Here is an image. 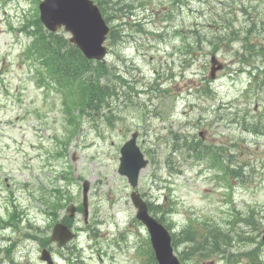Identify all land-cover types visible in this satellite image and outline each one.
Segmentation results:
<instances>
[{
    "label": "rangeland",
    "instance_id": "374dc122",
    "mask_svg": "<svg viewBox=\"0 0 264 264\" xmlns=\"http://www.w3.org/2000/svg\"><path fill=\"white\" fill-rule=\"evenodd\" d=\"M39 1L0 0V218L7 219L15 210L19 213L12 228L0 232V264H43L41 240L51 230L41 197L60 186L65 191L64 205L79 207L83 179L91 182L90 223H98L102 233L98 241L113 252L107 243L116 238L118 217L124 225L136 216L131 187L118 173L119 159L114 154L136 127L141 129L139 145L149 151L150 161L141 173L139 190L154 205L155 215L171 224L173 232L188 229L193 219L215 223L223 235L233 237L235 245L241 228L247 237L256 238L240 242L238 246L245 248L241 251L263 248L258 255L264 256V130L257 125H264L260 74L264 0H102L106 21L112 32L120 34L107 44L119 49L107 59L112 67L110 78L101 82L110 95L113 90L121 95L110 102L112 114L103 110L114 117L115 127L101 116L82 117L81 131L68 140L65 150L56 142L67 139L73 126L61 112L58 94L53 92L56 97L46 99L37 81L38 66L26 63L23 55L33 38L19 29L37 15ZM171 9L172 14L168 13ZM139 21L160 39L141 32L134 35L129 25ZM58 33L47 36L70 37L63 30ZM187 45L193 52H187ZM213 54L224 65L215 79L210 77ZM36 110L48 119V128L41 125ZM98 125L104 132L97 131ZM99 135L116 147L108 139L103 149L91 146L94 140L102 141ZM196 144L202 160L189 149ZM56 151H63L66 158L54 159ZM224 160L228 161L227 174L234 173L236 178H224L219 165ZM60 168L72 180L60 179ZM234 211L249 219L237 224L230 217ZM64 214L62 210L59 219ZM199 221L194 220L197 226L202 225ZM83 222V215L78 214L75 226ZM257 226L260 238L251 232ZM143 233L124 256L115 254V264H140L138 250L145 248L148 239ZM85 235L77 242L84 248L94 243ZM179 249L186 251L184 245ZM58 263L63 261L58 259ZM83 263L106 264L89 248L84 250ZM201 264L226 263L211 259Z\"/></svg>",
    "mask_w": 264,
    "mask_h": 264
},
{
    "label": "water",
    "instance_id": "95a60500",
    "mask_svg": "<svg viewBox=\"0 0 264 264\" xmlns=\"http://www.w3.org/2000/svg\"><path fill=\"white\" fill-rule=\"evenodd\" d=\"M41 20L50 30L56 31L64 25L66 30L72 33L71 42L79 47L84 55L90 59H103L107 51L103 46L109 29L96 6L90 0H44L40 5ZM122 174L129 177L133 186L137 185L140 170L147 164L135 147L134 142H129L123 149ZM139 161V162H132ZM136 206L140 208L139 218L144 221L152 234V241L157 252L160 264H177L172 255L170 238L167 232L150 219L145 207L133 196ZM70 239L66 229L56 230L54 236L59 246L64 245ZM43 259H48L45 253ZM49 260V259H48Z\"/></svg>",
    "mask_w": 264,
    "mask_h": 264
},
{
    "label": "trees",
    "instance_id": "16d2710c",
    "mask_svg": "<svg viewBox=\"0 0 264 264\" xmlns=\"http://www.w3.org/2000/svg\"><path fill=\"white\" fill-rule=\"evenodd\" d=\"M173 12L174 9L168 11L170 14ZM29 24L35 26V31L26 29ZM24 28L29 34L35 36L29 53H34V56L42 61L50 77L57 80L60 86L65 85L69 88L66 97L71 101L73 100L72 103L80 101L86 105L91 103L92 98L106 103L112 98L108 86L103 87L101 85V82H105L110 78L112 74L111 66L86 60L67 39H61L57 36L51 39L48 38L42 30L38 18L30 20ZM130 28H133V25H130ZM139 31L140 29H136V32ZM187 47H191V45H187ZM70 107L67 106L66 110L69 111ZM99 107L100 104L97 105V109Z\"/></svg>",
    "mask_w": 264,
    "mask_h": 264
}]
</instances>
